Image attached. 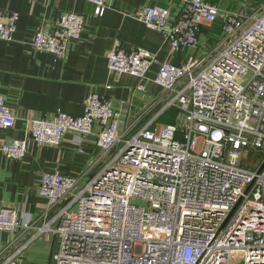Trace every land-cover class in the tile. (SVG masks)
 Segmentation results:
<instances>
[{"label":"built area","instance_id":"obj_1","mask_svg":"<svg viewBox=\"0 0 264 264\" xmlns=\"http://www.w3.org/2000/svg\"><path fill=\"white\" fill-rule=\"evenodd\" d=\"M84 1L97 16L108 8L105 0ZM178 1L176 14L156 5L135 17L172 51L200 49L206 27L200 54L178 66L117 39L106 54L113 78L134 76L139 92L158 63L161 107L143 126L121 128L111 100L90 92L82 114L29 118L22 138L0 140L6 157L21 159L31 141L59 144L72 132L81 142L98 127L101 154L79 177L40 175L46 208L38 217L0 205V232L52 236L51 264H264V0H242L238 9ZM18 20L0 8V40H13ZM83 24L82 14L62 12L53 32L34 33L32 46L65 58ZM172 108L173 122H156ZM15 119L0 94V130ZM246 148L261 153L254 167L241 160Z\"/></svg>","mask_w":264,"mask_h":264},{"label":"crops","instance_id":"obj_2","mask_svg":"<svg viewBox=\"0 0 264 264\" xmlns=\"http://www.w3.org/2000/svg\"><path fill=\"white\" fill-rule=\"evenodd\" d=\"M102 16L93 12V5L84 0H0V8L19 13L13 40H0V94L15 114L13 127L0 130V140L22 138L29 118L48 119L64 112L80 115L90 92L106 95L119 113L120 127L143 126L161 107L154 101L162 88L154 81L158 63L148 73L143 92L135 91L137 78L123 74L114 79L107 68L106 54L114 41L126 49L141 47L156 55L157 60L181 65L190 54H200L207 28L199 34L200 49L172 51L162 33L138 20L135 14L147 6L168 7L173 14L178 0H105ZM225 9H238L242 0H206ZM255 4L260 0H246ZM83 15L84 24L79 40L73 41L65 58L55 60L43 50L32 46L38 29L53 32L62 12ZM111 85V88L106 86ZM160 122V116L156 119ZM94 133L79 142L67 132L59 144L38 145L31 141L21 159H10L0 151V205L14 207L20 214L38 217L46 208V198L37 193L40 175L61 172L79 177L99 157L101 149ZM87 177L81 179L84 182ZM35 230L18 235L0 232V264L39 262L51 264L52 236L34 238ZM55 248V246H54ZM24 255V256H23ZM37 256V258L35 257Z\"/></svg>","mask_w":264,"mask_h":264},{"label":"rangeland","instance_id":"obj_3","mask_svg":"<svg viewBox=\"0 0 264 264\" xmlns=\"http://www.w3.org/2000/svg\"><path fill=\"white\" fill-rule=\"evenodd\" d=\"M161 123H168V122H161ZM259 157H261V153L260 152H257L254 149L246 148L243 151V153H242L241 160L243 161V163L245 165H247V166L249 165L250 167H254L253 161H257ZM136 203L140 204L141 201L140 200H136ZM35 257L37 258V256H35ZM22 264H39V262H32L31 261V262H23Z\"/></svg>","mask_w":264,"mask_h":264},{"label":"trees","instance_id":"obj_4","mask_svg":"<svg viewBox=\"0 0 264 264\" xmlns=\"http://www.w3.org/2000/svg\"><path fill=\"white\" fill-rule=\"evenodd\" d=\"M176 114H177V111L175 109L173 108L168 109L160 115V121L168 122V123L173 122Z\"/></svg>","mask_w":264,"mask_h":264}]
</instances>
